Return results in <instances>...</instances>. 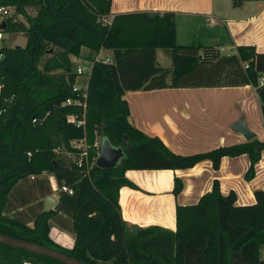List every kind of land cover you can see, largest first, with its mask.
I'll return each mask as SVG.
<instances>
[{"label":"trees","instance_id":"16d2710c","mask_svg":"<svg viewBox=\"0 0 264 264\" xmlns=\"http://www.w3.org/2000/svg\"><path fill=\"white\" fill-rule=\"evenodd\" d=\"M231 1L239 7L249 0ZM0 6L13 8L1 30L28 35L24 46L0 45V233L58 249L87 264H264L263 190L254 191L253 204L239 205L236 193L223 194L214 180L195 204L176 205L175 231L128 225L119 202L122 187L138 189L126 177L127 170H184L204 160L218 169L223 157L247 154L245 178L253 177L264 141L252 138L203 152L175 153L159 137L131 123L125 93L251 85L264 120V85H258L264 52L246 45L234 54L208 45H179L172 11L115 14L110 25H102L98 19L110 15L111 0H0ZM16 15L25 22L14 20ZM100 49L110 51L112 62L94 63L85 107L64 104L74 97L72 57L80 58L85 50L92 60ZM157 49L169 51L171 67L157 63ZM46 52L50 54L40 68ZM74 116L84 125L77 126ZM98 137L124 148L119 165L87 168L67 157L80 155L82 150L71 142L85 138L88 160H95ZM44 173L59 187L72 189L71 194H59L68 211H44L42 202L40 211L30 214L32 226L20 211L7 215L12 197L19 195L24 206L29 194L35 197L30 193L34 190L43 201L51 194L48 179H39ZM29 181L28 191L19 189L21 182ZM182 188V180L175 177L174 195ZM50 221L74 234L72 247L53 239ZM0 264L63 263L0 244Z\"/></svg>","mask_w":264,"mask_h":264},{"label":"crops","instance_id":"0c3cea01","mask_svg":"<svg viewBox=\"0 0 264 264\" xmlns=\"http://www.w3.org/2000/svg\"><path fill=\"white\" fill-rule=\"evenodd\" d=\"M139 11L174 12L179 45L213 46L222 54H234L238 46L246 45L253 46L256 53L264 52V0L244 1L239 7H233L231 0H111V15ZM161 52L157 49L156 57ZM125 98L131 123L144 133L159 137L178 154L245 142L243 135L232 128L238 120L254 132V139L264 141L261 105L251 85L130 90ZM249 165L248 155L242 154L223 157L218 169L204 160L184 170H127L126 177L138 189H120L122 218L131 226L156 225L175 231L176 205L195 204L211 190L214 180L219 181L223 194L230 190L236 193L237 204H253L254 191H264V149L253 177L246 179ZM175 177L183 182L177 195L173 193ZM63 231L66 230H59ZM73 243L74 234L68 248ZM261 256L264 258V250Z\"/></svg>","mask_w":264,"mask_h":264},{"label":"rangeland","instance_id":"374dc122","mask_svg":"<svg viewBox=\"0 0 264 264\" xmlns=\"http://www.w3.org/2000/svg\"><path fill=\"white\" fill-rule=\"evenodd\" d=\"M27 12L29 15L34 16L36 14L35 10L31 7L27 8ZM16 20L17 21H22L25 22V19L20 16V15H16ZM3 40L1 41L0 45H6V46H23L26 43L27 40V36L25 35L24 32H18L17 34L12 33V32H4L3 33ZM161 53L160 55L156 58L157 59V63L162 66V67H171V57L169 54L168 50H164L161 49ZM50 52H46L45 55L42 57L41 59V63L39 64V67H42V62L49 56ZM72 62H73V67H72V73H75V70L77 67L82 66L84 67L87 71L89 70V68L91 67V59L88 58V52H86L85 50L83 51V54L80 56V58H73L72 57ZM60 72V70L58 71ZM76 77V82L78 85H82L85 84L88 75H81V76H75ZM102 141L101 137H98L97 142L98 145L100 146V142ZM69 159H74L73 155H69L67 156ZM39 179L45 180L48 179V181L50 182V188H51V194L52 196H54L55 198L59 199V194H60V190L58 189L57 183L55 179H52V177L50 178V176L46 173L42 174L41 176H39ZM51 182L53 184V187L51 186ZM30 181L29 182H21V184H19V189L23 190V191H28V188L32 187L30 185ZM32 195H34L35 197L33 199H31V195L29 194V198H28V203L24 206L21 205V202L19 200L20 196L18 195V198L16 199L15 197L11 198V207H9V210H7V215L9 216H13V215H18L17 211H20L25 218L29 221V217L31 216L30 214H32V211H36L39 212L40 208H41V203L43 202L42 197L37 194L38 192H36V190H34V192H30ZM15 195H17V193L15 192ZM27 195V194H26ZM27 199V198H26ZM30 209V210H29ZM27 212V213H26ZM62 217L67 220L68 217L65 216L64 214L62 215ZM68 221V220H67ZM28 224L30 226H32V221H29ZM58 226L53 222L50 221V234L52 235L53 238H56V240L62 244L65 247L71 246V238L73 236V233L69 230L63 231V232H59ZM64 230V229H63ZM66 238V239H64Z\"/></svg>","mask_w":264,"mask_h":264},{"label":"water","instance_id":"95a60500","mask_svg":"<svg viewBox=\"0 0 264 264\" xmlns=\"http://www.w3.org/2000/svg\"><path fill=\"white\" fill-rule=\"evenodd\" d=\"M5 22L0 24V29H5ZM27 36V33H25ZM232 128L240 132L246 141L254 138V132L250 131L246 123L243 120L236 121ZM100 152L95 160V167L99 168H113L121 163V160L125 156V151L122 146H114L110 143L108 138H102L100 143ZM43 210L49 211H68L66 205L62 200L55 198L52 195H48L43 201ZM0 244H4L13 248H19L28 252L53 258L63 264H87L75 257H72L58 249L51 248L46 245H41L36 242L16 238L10 235L0 233Z\"/></svg>","mask_w":264,"mask_h":264},{"label":"built area","instance_id":"2783aa9c","mask_svg":"<svg viewBox=\"0 0 264 264\" xmlns=\"http://www.w3.org/2000/svg\"><path fill=\"white\" fill-rule=\"evenodd\" d=\"M12 14H13V8L12 7L0 6V24L2 22L6 23V19L9 18ZM113 16L114 15L110 14L108 16H105V17L98 19V21L102 25H110L112 22ZM14 20H16V19H14ZM210 22L213 23V20L210 19ZM2 39H3V31L0 29V43H1ZM103 51H104V49H100L94 55L93 59L91 60V67L89 68L88 71L82 66H79L76 68L75 75L77 77L81 76V75H88V77H87L85 84H83V86L78 85L77 82L75 81V84H73L72 89H71L73 94H74V97L66 98V100L64 101V104H66V105L75 104V105H80L82 107H85V99L87 97V91H88V79H89V76L91 74V70H92L94 63L101 62V63L109 64L112 62L111 54H104ZM1 58H2V55L0 54V59ZM258 85L259 86L264 85V75H262L261 78L259 79ZM73 119L75 120L77 126H83L84 125V121L78 120L77 116H74ZM71 145L77 149L82 150L80 155L77 156V158L73 156V158H74L73 160L77 163L78 166H82L83 164H85L88 168V167L95 164L96 159L92 160L91 162L88 160L87 145H86L85 138L79 139V140H73L71 142ZM96 145L99 146L98 142H96ZM55 152H57V153L60 152V149L59 148L55 149ZM28 155H30V153H28ZM69 155H72V154H69ZM51 177H52V179H55L53 176H50V178ZM51 186L53 187L52 182H51ZM58 189L62 192H66L69 194L72 193V189L66 185H62L60 187L58 186Z\"/></svg>","mask_w":264,"mask_h":264},{"label":"bare ground","instance_id":"6f19581e","mask_svg":"<svg viewBox=\"0 0 264 264\" xmlns=\"http://www.w3.org/2000/svg\"><path fill=\"white\" fill-rule=\"evenodd\" d=\"M7 23V22H6Z\"/></svg>","mask_w":264,"mask_h":264}]
</instances>
